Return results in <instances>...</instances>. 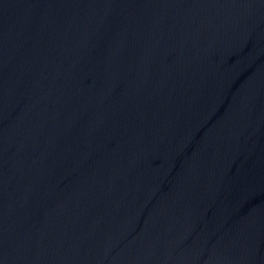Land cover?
Returning a JSON list of instances; mask_svg holds the SVG:
<instances>
[{
  "label": "water",
  "instance_id": "1",
  "mask_svg": "<svg viewBox=\"0 0 264 264\" xmlns=\"http://www.w3.org/2000/svg\"><path fill=\"white\" fill-rule=\"evenodd\" d=\"M0 264H264V0H0Z\"/></svg>",
  "mask_w": 264,
  "mask_h": 264
}]
</instances>
